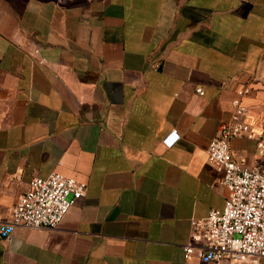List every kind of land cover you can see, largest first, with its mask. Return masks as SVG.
Here are the masks:
<instances>
[{
    "label": "crops",
    "instance_id": "obj_1",
    "mask_svg": "<svg viewBox=\"0 0 264 264\" xmlns=\"http://www.w3.org/2000/svg\"><path fill=\"white\" fill-rule=\"evenodd\" d=\"M240 89L253 135L230 151L252 168L264 0H0V217L34 178L86 186L57 228L0 239V264H204L183 246L224 205L206 150Z\"/></svg>",
    "mask_w": 264,
    "mask_h": 264
},
{
    "label": "built area",
    "instance_id": "obj_2",
    "mask_svg": "<svg viewBox=\"0 0 264 264\" xmlns=\"http://www.w3.org/2000/svg\"><path fill=\"white\" fill-rule=\"evenodd\" d=\"M202 95V88L196 89ZM238 90L231 101L230 118L222 122L209 142L207 161L222 173L221 184L227 195L222 209L210 210L202 219L191 220V240L183 246L184 255L204 264L222 260L240 264H260L264 259V141L259 144L260 162L247 168L230 151V141L251 137L246 124L247 107ZM179 135L168 134L164 147L175 144ZM86 186L70 177L52 172L34 178L29 189L0 217V239L6 240L15 228L55 229L65 215L85 194Z\"/></svg>",
    "mask_w": 264,
    "mask_h": 264
},
{
    "label": "rangeland",
    "instance_id": "obj_3",
    "mask_svg": "<svg viewBox=\"0 0 264 264\" xmlns=\"http://www.w3.org/2000/svg\"><path fill=\"white\" fill-rule=\"evenodd\" d=\"M260 264H264V259H262V260L260 261Z\"/></svg>",
    "mask_w": 264,
    "mask_h": 264
}]
</instances>
